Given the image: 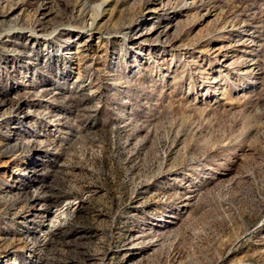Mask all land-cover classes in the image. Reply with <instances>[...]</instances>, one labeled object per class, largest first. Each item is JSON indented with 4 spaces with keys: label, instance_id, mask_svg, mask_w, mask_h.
I'll list each match as a JSON object with an SVG mask.
<instances>
[{
    "label": "rangeland",
    "instance_id": "obj_1",
    "mask_svg": "<svg viewBox=\"0 0 264 264\" xmlns=\"http://www.w3.org/2000/svg\"><path fill=\"white\" fill-rule=\"evenodd\" d=\"M0 264H264V0H0Z\"/></svg>",
    "mask_w": 264,
    "mask_h": 264
},
{
    "label": "bare ground",
    "instance_id": "obj_2",
    "mask_svg": "<svg viewBox=\"0 0 264 264\" xmlns=\"http://www.w3.org/2000/svg\"><path fill=\"white\" fill-rule=\"evenodd\" d=\"M105 4H106V1L103 2V3L100 5V8H104V5H105ZM102 10H103V9H102ZM97 17H99V16H97ZM97 17H96V18H97ZM96 18H95V19H96ZM94 21H95V20H94ZM144 36H145V35H144L143 33H142V34H141V33H137L136 36L133 38V41H132V42H134V41H135V42H138V41H140V39L143 38Z\"/></svg>",
    "mask_w": 264,
    "mask_h": 264
}]
</instances>
